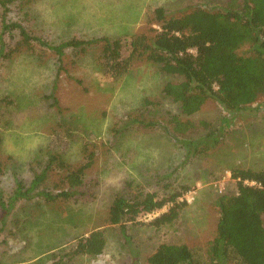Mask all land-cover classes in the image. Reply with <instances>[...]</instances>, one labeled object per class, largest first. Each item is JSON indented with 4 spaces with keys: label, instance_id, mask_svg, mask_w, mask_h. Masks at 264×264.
<instances>
[{
    "label": "rangeland",
    "instance_id": "rangeland-1",
    "mask_svg": "<svg viewBox=\"0 0 264 264\" xmlns=\"http://www.w3.org/2000/svg\"><path fill=\"white\" fill-rule=\"evenodd\" d=\"M229 2L36 0L27 10L30 30L55 46L71 38L128 41L146 30L145 14L156 7L170 11L192 6L220 8ZM21 16V10L12 7L8 19L20 21ZM97 51L93 47L80 55L67 50L61 65L52 51H46L42 61L28 54L0 61V190L4 202L13 195L17 182L27 187L42 171L47 152L59 153L65 162L78 165L83 161V144L94 145L96 151L94 165L86 174L85 195L77 196L76 202L45 204L34 197L18 200L7 214L0 208V264H148L147 258L160 244H184L197 262L206 264L219 218L216 201L236 193L230 170H264V97L258 101L260 110L255 116L249 109L229 120L228 126L222 125L228 114L216 102H206L188 119L207 127L199 126L185 138L196 142L221 129L217 131L219 143L206 154L187 156V147L175 143L160 127L115 133L127 117L143 109L145 100L159 102L152 113L160 122L167 114H178L177 105L160 97L163 85L177 79L139 61L112 83L98 72ZM52 96L57 100L55 106ZM162 177L167 179L159 181ZM56 180L49 178L38 190L58 191ZM127 183L156 193L160 199L188 186L193 199L173 224L156 229L146 225L155 217L140 216L137 221L142 225L128 223L122 231L108 225L106 218L114 195L125 194ZM262 221L264 226V215ZM95 230L104 233L103 253L69 258L78 240Z\"/></svg>",
    "mask_w": 264,
    "mask_h": 264
},
{
    "label": "trees",
    "instance_id": "trees-1",
    "mask_svg": "<svg viewBox=\"0 0 264 264\" xmlns=\"http://www.w3.org/2000/svg\"><path fill=\"white\" fill-rule=\"evenodd\" d=\"M35 1L0 0V61L18 54L32 55L42 61L46 51H52L61 65L67 50L83 55L86 50L98 47L95 65L99 74L112 83L126 76L132 64L139 61L177 79L163 85L160 97L177 105L178 114H167L165 121L160 122L152 113L159 102L145 100L143 109L127 117L128 121L115 133L128 128L148 132L160 127L175 143L187 147V156H197L208 153L219 143L217 131L221 129L205 134L196 142L185 138L197 127H207L204 122L196 125L188 119L206 102H216L228 114L222 119L225 126L242 112L251 109L250 115L255 116L260 110L258 101L264 97V0H230L226 7L192 6L176 11L156 7L145 14L146 30L133 34L128 41L107 37L71 38L55 46L35 36L29 28L31 17L27 8ZM12 7L21 10L20 21L8 19ZM52 98V105H57V100ZM4 102L10 104L7 98ZM63 130L69 133L68 128ZM81 155L83 161L72 165L59 153L47 152L42 171L34 175L27 187L17 182L7 202L3 201L0 190L3 213L12 210L20 199L38 197L45 204H54L71 199L76 202L77 196L84 197L86 174L96 159L95 146L83 144ZM2 167L0 158V173ZM51 177L57 178L53 183L58 191L38 190ZM230 177L235 182L236 193L222 195L216 201L219 218L215 236L207 248L206 264H264V170L233 168ZM166 179L162 177L159 181ZM126 187L125 194L114 195L106 218L108 225L118 226L122 231L128 223L142 225L137 218L166 206V212L146 225L157 229L173 224L188 205L180 201L190 191L188 186H180L161 199L156 193L146 192L131 183ZM1 220H4L3 215ZM105 245L103 231L95 230L81 237L68 257H96L103 253ZM194 257L184 244H160L147 258V263L203 264Z\"/></svg>",
    "mask_w": 264,
    "mask_h": 264
},
{
    "label": "built area",
    "instance_id": "built-area-1",
    "mask_svg": "<svg viewBox=\"0 0 264 264\" xmlns=\"http://www.w3.org/2000/svg\"><path fill=\"white\" fill-rule=\"evenodd\" d=\"M192 193L193 192L189 191L187 194H185L184 196H182L180 198V201H183L184 200L188 204L193 199ZM164 208L165 207H163L160 211H156V212H153L151 214H145L143 216H153V217H156L157 215H159L163 211Z\"/></svg>",
    "mask_w": 264,
    "mask_h": 264
}]
</instances>
